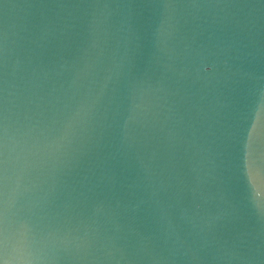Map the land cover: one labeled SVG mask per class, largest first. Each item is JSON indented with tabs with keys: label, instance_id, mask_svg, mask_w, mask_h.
I'll return each mask as SVG.
<instances>
[{
	"label": "water",
	"instance_id": "water-1",
	"mask_svg": "<svg viewBox=\"0 0 264 264\" xmlns=\"http://www.w3.org/2000/svg\"><path fill=\"white\" fill-rule=\"evenodd\" d=\"M0 264H264V0H0Z\"/></svg>",
	"mask_w": 264,
	"mask_h": 264
}]
</instances>
